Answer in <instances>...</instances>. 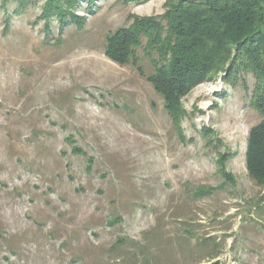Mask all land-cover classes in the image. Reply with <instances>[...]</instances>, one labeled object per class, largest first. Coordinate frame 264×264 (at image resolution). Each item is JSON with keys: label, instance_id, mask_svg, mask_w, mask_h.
Masks as SVG:
<instances>
[{"label": "rangeland", "instance_id": "374dc122", "mask_svg": "<svg viewBox=\"0 0 264 264\" xmlns=\"http://www.w3.org/2000/svg\"><path fill=\"white\" fill-rule=\"evenodd\" d=\"M171 1L0 0V264H264L261 78L229 55L166 105L171 56L115 58Z\"/></svg>", "mask_w": 264, "mask_h": 264}, {"label": "trees", "instance_id": "16d2710c", "mask_svg": "<svg viewBox=\"0 0 264 264\" xmlns=\"http://www.w3.org/2000/svg\"><path fill=\"white\" fill-rule=\"evenodd\" d=\"M64 1L70 9L79 6V0ZM167 5L165 18H143L136 28L118 31L120 36L113 41L115 58H129L142 42L140 37L147 38L150 48L159 47L155 54L159 59L167 61L171 56L172 61L162 64L153 77L166 105L208 73L220 70L229 55H233L236 76L249 72L261 78L256 89L262 93L258 91L252 99L261 121L250 132L247 164L251 174L264 183V0H172ZM68 12L63 10L60 17L64 19ZM68 22L62 25L69 26Z\"/></svg>", "mask_w": 264, "mask_h": 264}]
</instances>
